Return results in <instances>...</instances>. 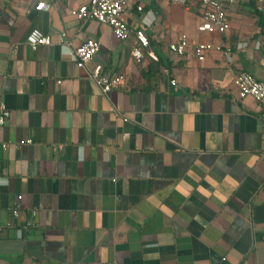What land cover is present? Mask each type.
<instances>
[{"label": "crops", "instance_id": "1", "mask_svg": "<svg viewBox=\"0 0 264 264\" xmlns=\"http://www.w3.org/2000/svg\"><path fill=\"white\" fill-rule=\"evenodd\" d=\"M83 2L0 0V264H264V111L234 84L264 81V1L235 0L207 33L201 0H131L124 41L76 19ZM33 29L54 42L31 49ZM137 29L157 61L132 56ZM181 33L230 59L172 53ZM88 38L90 67L126 78L107 94L71 56ZM19 195L36 224L21 237L6 226Z\"/></svg>", "mask_w": 264, "mask_h": 264}, {"label": "built area", "instance_id": "2", "mask_svg": "<svg viewBox=\"0 0 264 264\" xmlns=\"http://www.w3.org/2000/svg\"><path fill=\"white\" fill-rule=\"evenodd\" d=\"M57 1L59 0H55V2ZM130 1L131 0H84L77 9L72 11V14L80 21L96 20L100 23L109 25L115 37L120 41H124L129 39L132 34V30L124 18ZM201 1L203 6L202 15L197 29L207 33H225L230 28L228 14L230 6L235 0ZM259 1L263 2L264 0ZM52 6L53 2L40 1L37 3L36 9L49 11ZM138 9L142 10L143 7L138 6ZM134 35L137 40V45L132 49V56L139 62L142 61L145 56L157 61L159 58L156 53L151 50L150 40L145 30L137 29ZM57 37L60 44L65 43L66 32L62 31ZM26 42L31 49L35 50L41 45H51L54 42V37L43 33V31L39 29H33L27 35ZM168 47L172 53L178 56H184L189 51H192L199 61H204L207 54L213 51H223L230 59L232 52L230 46H223L211 42H198L192 45L186 33H181L175 40L169 43ZM100 50V43L95 39L88 38L71 51V56L79 68L88 70L90 78L103 93L107 94L114 88L124 84L126 78L122 74H107L103 71L101 66H96L94 68L90 67L92 59ZM234 84L240 98L252 97L262 105L264 111V81L258 80L250 72H241L235 77ZM10 115L11 113L7 107L5 105H0V134L3 125L7 122ZM32 142V139L26 141L28 144ZM0 147L5 149L8 147V144L0 142ZM22 199V195L17 197L16 202L10 208L13 219L6 224L8 228H16L19 237L22 236L24 230L36 226L30 219L25 220L21 224L19 223L22 214ZM32 214L35 215V212Z\"/></svg>", "mask_w": 264, "mask_h": 264}]
</instances>
